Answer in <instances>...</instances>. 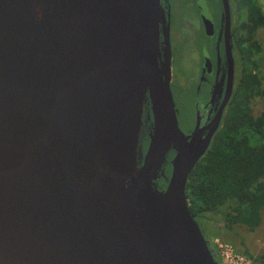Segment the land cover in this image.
I'll use <instances>...</instances> for the list:
<instances>
[{"label": "water", "instance_id": "water-1", "mask_svg": "<svg viewBox=\"0 0 264 264\" xmlns=\"http://www.w3.org/2000/svg\"><path fill=\"white\" fill-rule=\"evenodd\" d=\"M161 17L160 0H44L39 19L0 0V264H218L185 186L224 104L181 130Z\"/></svg>", "mask_w": 264, "mask_h": 264}, {"label": "trees", "instance_id": "trees-1", "mask_svg": "<svg viewBox=\"0 0 264 264\" xmlns=\"http://www.w3.org/2000/svg\"><path fill=\"white\" fill-rule=\"evenodd\" d=\"M244 4L241 53L245 69L209 148L188 176L185 193L193 215L220 213L227 228L244 224L252 229L264 208V107L255 114L251 106L258 97L264 105L260 70L264 60L257 57L261 43L256 37L259 29L264 30V10L257 0H244ZM165 174L169 176L170 165ZM210 248L217 256L214 247ZM254 261L264 264V256Z\"/></svg>", "mask_w": 264, "mask_h": 264}, {"label": "flooded vegetation", "instance_id": "flooded-vegetation-1", "mask_svg": "<svg viewBox=\"0 0 264 264\" xmlns=\"http://www.w3.org/2000/svg\"><path fill=\"white\" fill-rule=\"evenodd\" d=\"M226 2L228 17L225 0H160L164 17L159 22V68L163 70L169 66L171 91L176 84L185 82L194 96L193 124L187 130L181 129L186 135L193 130L197 115L200 127L206 126L224 104L221 124L225 109L245 69V59L241 53L245 44L244 0ZM182 30L186 31V36ZM181 42L191 46V57L188 53L183 55ZM180 59L190 64V76L179 68ZM151 122L150 105L147 103L143 112V154L149 142ZM173 154L172 151L169 153L168 161ZM168 165L169 162L165 164V169ZM159 179L157 182L161 183ZM163 183L166 185V181Z\"/></svg>", "mask_w": 264, "mask_h": 264}, {"label": "rangeland", "instance_id": "rangeland-1", "mask_svg": "<svg viewBox=\"0 0 264 264\" xmlns=\"http://www.w3.org/2000/svg\"><path fill=\"white\" fill-rule=\"evenodd\" d=\"M257 1L264 10V0ZM183 34L186 36L185 30L183 31ZM256 37L261 43V51L257 54V57L264 60V30L259 29ZM181 49L183 55L186 53H188L190 57L193 55L191 52L192 48L191 46L189 47L188 44H183L181 42ZM261 62L263 64L260 66V70L263 72L262 82L264 85V61ZM179 63L181 71H187V76H190L191 74H189L188 71L190 64H186L182 61V59L179 60ZM172 95L177 112L178 124L182 130H187L193 124L192 103L194 96L192 89H189L186 83L182 82V84H176V87L173 88ZM251 106L255 114H259L264 107L263 101L259 97L255 98ZM143 137L144 130L141 131L139 137V146L142 145V151H139L138 160L141 159L143 154ZM163 181L165 182V179H161V183L157 182L160 189L165 186ZM195 220L199 224L204 236L211 244L213 239L218 237L231 243L237 251L249 256L252 259V264H262L259 261L255 262L254 258L261 259V255L264 256V208L261 211L259 224L252 229L244 224H234L231 228H227L223 216L220 213H210L202 216H196Z\"/></svg>", "mask_w": 264, "mask_h": 264}, {"label": "built area", "instance_id": "built-area-1", "mask_svg": "<svg viewBox=\"0 0 264 264\" xmlns=\"http://www.w3.org/2000/svg\"><path fill=\"white\" fill-rule=\"evenodd\" d=\"M217 254L218 264H252V259L237 251L234 246L218 237L211 244Z\"/></svg>", "mask_w": 264, "mask_h": 264}, {"label": "bare ground", "instance_id": "bare-ground-1", "mask_svg": "<svg viewBox=\"0 0 264 264\" xmlns=\"http://www.w3.org/2000/svg\"><path fill=\"white\" fill-rule=\"evenodd\" d=\"M28 2L34 16L39 19L43 10L44 0H28ZM136 172V166L132 165L129 171L130 175L135 176Z\"/></svg>", "mask_w": 264, "mask_h": 264}]
</instances>
